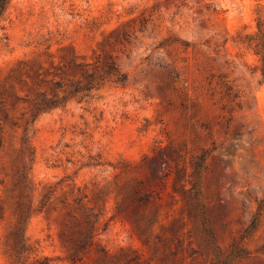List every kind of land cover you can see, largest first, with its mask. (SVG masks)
I'll return each mask as SVG.
<instances>
[{
	"label": "rangeland",
	"instance_id": "374dc122",
	"mask_svg": "<svg viewBox=\"0 0 264 264\" xmlns=\"http://www.w3.org/2000/svg\"><path fill=\"white\" fill-rule=\"evenodd\" d=\"M261 55L264 0H13L0 264H264Z\"/></svg>",
	"mask_w": 264,
	"mask_h": 264
},
{
	"label": "trees",
	"instance_id": "16d2710c",
	"mask_svg": "<svg viewBox=\"0 0 264 264\" xmlns=\"http://www.w3.org/2000/svg\"><path fill=\"white\" fill-rule=\"evenodd\" d=\"M12 1L13 0H0V22L3 20L6 10ZM258 29L260 30V24H258ZM260 59L264 63V55H261ZM126 80V74L120 70L116 60L111 55H109L100 69L95 68V70L87 72L86 79L84 81L71 82L70 87L62 92V96L63 99L75 97L79 94H83L85 91L99 89L107 81L121 85L124 84ZM55 96H57V94ZM58 104L60 103H58V101L55 99L47 98L45 95L41 94V98L36 100L34 103V112L38 113L42 110L57 106ZM192 189L194 192L196 191L197 195L199 194L198 184L194 183L192 185ZM199 205L200 204L198 203V206ZM256 220V215H254L251 220L252 226H254Z\"/></svg>",
	"mask_w": 264,
	"mask_h": 264
}]
</instances>
